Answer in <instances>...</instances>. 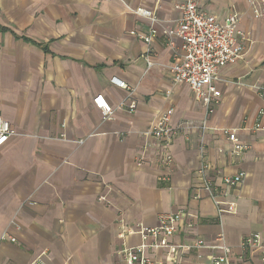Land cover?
Masks as SVG:
<instances>
[{
  "label": "crops",
  "instance_id": "crops-1",
  "mask_svg": "<svg viewBox=\"0 0 264 264\" xmlns=\"http://www.w3.org/2000/svg\"><path fill=\"white\" fill-rule=\"evenodd\" d=\"M202 8L220 23L237 16L249 38L242 58L220 71L210 118L169 73L181 47L174 0H0V116L15 132L0 148V264H125L117 251L141 244L138 226L179 212L192 228L183 220L174 243L212 246L222 235L231 264H262L260 249L243 245L259 234L264 246V130L250 131L257 120L264 126V0H204ZM113 78L134 90L135 109L103 121L92 99L116 108L127 95ZM169 108L175 139L147 137ZM205 120L215 130L201 135ZM232 131L249 146L241 160L229 155ZM165 154L167 168L157 162ZM203 165L234 214L218 213L225 204L197 190ZM240 172L239 185H222ZM164 254L145 252L162 264H208L205 251L178 263Z\"/></svg>",
  "mask_w": 264,
  "mask_h": 264
},
{
  "label": "built area",
  "instance_id": "built-area-1",
  "mask_svg": "<svg viewBox=\"0 0 264 264\" xmlns=\"http://www.w3.org/2000/svg\"><path fill=\"white\" fill-rule=\"evenodd\" d=\"M100 2H110L111 0H97ZM204 0H174V10L179 15L176 21V29L173 35L180 40L181 47L179 53L174 55L173 63L169 66L170 76L176 85H186L194 94L196 101L205 109V115L210 118L220 100V93L215 85L219 81V74L227 66L234 65L243 56V43L249 42L248 36H245L238 30V18L235 15H229L223 23H220L215 15L204 10L202 3ZM136 14L147 19L151 18V12L143 8H137ZM134 35V32H131ZM149 43V38L139 37ZM152 64L148 63L147 67ZM110 84L118 89L127 92L126 98L116 107L110 106L102 95L92 99L94 107L100 112L102 120H110L117 110H123L132 113L135 109V102L132 100L133 89L125 82L116 78L110 80ZM173 108L167 109L146 131L145 135L156 141L171 143L177 131L170 126L173 115ZM263 111L258 112V118L262 117ZM214 128L208 127L206 120L200 126V134L214 131ZM264 130V126L257 122L250 128L251 132ZM10 124L0 116V148L14 136ZM230 144V157L241 160L249 146L239 141L235 132H229L226 138ZM138 164H143V157L139 156ZM171 156L164 155L157 160L164 167L172 164ZM207 165L201 166L197 172L199 185L197 190L206 193L216 207L225 204V208H218V213L234 214L235 206L233 204L219 201L221 196L220 186L215 184L206 174ZM245 175L238 173L233 176L222 177V185L225 188H232L239 185ZM165 178H159V181H165ZM200 194L195 199H200ZM187 221L188 229L192 228L189 215L186 213H162L158 216V225L154 228H143L138 226L137 232L142 240L139 246L134 248L122 247L117 251V255L125 264H162L163 261L153 260L145 255L146 251L165 252V262H177L180 256L187 251L208 253V264H231L228 256L231 253L226 246L224 238L219 235L216 238V244L212 246L205 245L202 240L194 239L190 243H174L173 237L178 231V225L183 220ZM6 236H3L4 239ZM260 235H249L244 239V248L260 249L259 259L264 264V246L260 244ZM14 242V240H11ZM37 264H41L38 262ZM239 264H243L240 262Z\"/></svg>",
  "mask_w": 264,
  "mask_h": 264
}]
</instances>
